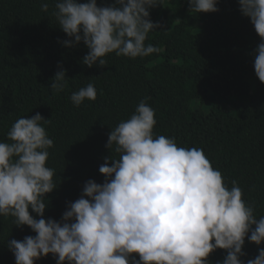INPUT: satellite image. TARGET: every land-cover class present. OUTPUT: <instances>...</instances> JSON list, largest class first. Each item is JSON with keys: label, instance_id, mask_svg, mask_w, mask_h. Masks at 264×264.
Returning a JSON list of instances; mask_svg holds the SVG:
<instances>
[{"label": "trees", "instance_id": "obj_1", "mask_svg": "<svg viewBox=\"0 0 264 264\" xmlns=\"http://www.w3.org/2000/svg\"><path fill=\"white\" fill-rule=\"evenodd\" d=\"M41 2L0 0V141L18 118L38 112L51 119L44 126L54 141L48 166L55 169L57 188L45 197V219L60 221L89 179L105 181L99 167L111 155L106 148L111 128L130 118L146 97L155 111L154 135L202 149L229 188L232 180L238 182L257 219L264 216V83L253 67L261 38L238 0H219V11L200 14H190L188 0H162L150 9V19L161 27L146 40L158 53L136 59L111 53L106 66L91 68L82 63L86 45L62 43L69 37L52 14L55 0H43L48 12ZM114 2L97 0L98 6ZM58 65L67 70L68 87L53 94ZM90 82L96 100L75 106L71 94ZM34 235L28 226L16 227L12 217H0V264H15L9 239ZM260 247L246 239L245 264ZM226 254L217 249L211 264ZM36 264L56 260L50 254Z\"/></svg>", "mask_w": 264, "mask_h": 264}, {"label": "clouds", "instance_id": "obj_2", "mask_svg": "<svg viewBox=\"0 0 264 264\" xmlns=\"http://www.w3.org/2000/svg\"><path fill=\"white\" fill-rule=\"evenodd\" d=\"M188 3L190 14L219 11V0ZM238 4L261 38L253 67L264 83V0ZM158 5L162 0H115L105 6L97 0H55L52 14L69 37L64 46L82 42L89 50L82 63L103 67L111 53L136 59L160 51L146 44L161 27L150 19V9ZM40 7L49 10L43 0ZM58 67L50 84L53 94L68 87L67 70ZM96 98L91 82L70 96L77 107ZM148 99L111 128L106 143L111 155L99 167L105 181H86L60 221L44 218L45 197L57 188L55 169L48 166L54 141L44 126L51 119L37 112L13 123L7 140L0 141V217L10 216L16 227L35 233L7 241L15 264H36L50 254L56 264H211L217 249L227 253L219 264H245L246 239L264 245V216L257 219L238 182L232 180L229 188L202 149L154 135L157 122ZM246 264H264V247Z\"/></svg>", "mask_w": 264, "mask_h": 264}]
</instances>
